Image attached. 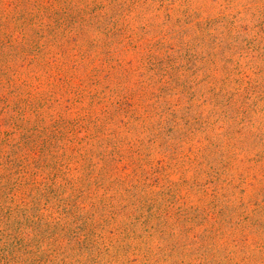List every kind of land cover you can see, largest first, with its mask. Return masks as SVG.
I'll list each match as a JSON object with an SVG mask.
<instances>
[{
  "label": "rangeland",
  "instance_id": "rangeland-1",
  "mask_svg": "<svg viewBox=\"0 0 264 264\" xmlns=\"http://www.w3.org/2000/svg\"><path fill=\"white\" fill-rule=\"evenodd\" d=\"M0 264H264V0H0Z\"/></svg>",
  "mask_w": 264,
  "mask_h": 264
}]
</instances>
